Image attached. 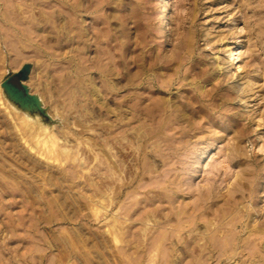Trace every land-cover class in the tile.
<instances>
[{
	"label": "rangeland",
	"instance_id": "374dc122",
	"mask_svg": "<svg viewBox=\"0 0 264 264\" xmlns=\"http://www.w3.org/2000/svg\"><path fill=\"white\" fill-rule=\"evenodd\" d=\"M167 2L0 0V264H264V0ZM80 65L112 70L114 113L70 100ZM170 99L190 118L165 121ZM7 100L83 166L31 152Z\"/></svg>",
	"mask_w": 264,
	"mask_h": 264
},
{
	"label": "bare ground",
	"instance_id": "6f19581e",
	"mask_svg": "<svg viewBox=\"0 0 264 264\" xmlns=\"http://www.w3.org/2000/svg\"><path fill=\"white\" fill-rule=\"evenodd\" d=\"M165 3V9H164V13H163V17H166L167 16V13H168V0H164ZM59 5H61L59 3ZM19 11V10H18ZM26 11V10H25ZM17 13V11H16ZM19 13V12H18ZM15 16V15H14ZM19 14L17 16H15L16 18H18ZM166 20V19H165ZM35 20H33L34 22ZM21 22V21H20ZM40 22V21H39ZM166 22V21H165ZM32 23V21H31ZM35 23V22H34ZM38 23V21H37ZM37 23L36 25L32 23V25H35L37 26ZM40 24V23H39ZM38 24V26H39ZM37 26V27H38ZM33 28V27H31ZM36 28V27H35ZM28 29V28H27ZM40 29V28H39ZM38 29V30H39ZM65 31L68 32L67 28L64 29ZM31 32V31H29ZM60 35V34H59ZM52 36V35H51ZM66 36V35H65ZM57 38V37H56ZM54 39V38H53ZM60 41V40H59ZM74 47V46H73ZM85 49V48H84ZM74 51V50H73ZM94 62V61H93ZM92 67L93 66H85V65H80L78 66L76 69L74 70H71V72H69L67 74V78L65 77V79L68 80V82H66L67 80H65V82L67 83L66 86L69 87L67 88L69 91H68V94H69V98L70 100L73 102V103H76V102H88L90 100H96L99 104H102V107L106 109V111H108V113L112 112L113 110L111 108H109L107 106V103H105L104 100V95H105V92H106V95L112 91H115V90H118L119 87H117L113 82H111V77L114 75L112 70L109 71V74L108 73H105V72H102V73H99V77L102 79V81L104 82V86H98L97 85V82L95 80V78H93L91 76L92 74ZM102 67V66H101ZM72 74V76H71ZM98 74V73H97ZM79 75V76H78ZM86 75H89L91 77H84ZM97 76V75H96ZM113 80V78H112ZM117 84V83H116ZM168 87H170V84L168 83L167 84ZM200 89L203 91L204 88L203 87H200ZM161 93V91H159ZM66 93V92H65ZM112 94V93H111ZM0 97L4 98V91L3 89H1L0 87ZM1 98V102L3 101ZM131 98V97H130ZM128 98V99H130ZM6 99V98H5ZM132 99V98H131ZM139 99V98H138ZM126 100V99H125ZM142 100V98H140L138 101L140 102ZM131 101V100H130ZM137 102V101H136ZM10 103H12L11 101L9 102L7 100V103L5 105H7V107L10 109L11 113H13L15 115V118L18 120H20V124L18 126V132H20V136H21V140L24 142V144L28 147V149L31 151V152H35V154H37L41 159L43 160H46L48 163H60V165L62 166V164H65V163H72L74 165H77L78 167H82L83 166V161L81 160V158L78 156V154H76V151L73 152L72 150H66L65 148L61 147L59 145V140L58 138L56 137V135L49 131L50 127L49 125L46 128L44 126H39L37 127L36 126V123L34 122V120L32 119V117L30 118L29 115L31 116V114H29L28 112H25L26 114H24V116H21L20 113H18L15 109L11 108L10 106ZM165 103V102H164ZM163 103V104H164ZM168 104V106L170 108L173 109L174 112H171L169 113L168 115H165L166 117H164L165 121H168V122H172V121H169V120H172L171 117H174V119H176V121H184L187 117L190 118L189 116V108H186V106L184 105H180L178 103H175V100L173 99H170V100H167L166 102ZM1 104H4L3 102ZM138 102L135 104L136 108L138 107ZM141 104V103H140ZM166 105V104H165ZM145 107V106H144ZM188 107H190V105H188ZM7 108V109H8ZM109 108V109H108ZM133 108L132 111V114L133 116H135V118H139L142 116V111H139L141 108ZM160 108V107H159ZM167 108V107H166ZM165 108V109H166ZM6 109V110H7ZM112 111H111V110ZM156 109V108H155ZM18 110V109H17ZM118 110V109H117ZM116 110V111H117ZM119 112L121 110H118ZM145 117L146 118H149L150 119H153L155 118L154 117V109L153 107L151 108L150 106H146L145 107ZM159 111V110H158ZM157 111V112H158ZM163 111V108L162 110ZM160 111V112H161ZM88 112V111H87ZM123 112V111H121ZM120 112V113H121ZM29 115H28V114ZM114 113V112H112ZM117 113V112H116ZM115 113V114H116ZM124 113V112H123ZM127 113V112H126ZM156 113V111H155ZM168 113V111H167ZM174 113H176V115H174ZM122 114V113H121ZM157 114V113H156ZM162 114V113H160ZM37 115V114H36ZM162 116V115H161ZM36 117V116H35ZM34 117V118H35ZM162 117V118H163ZM14 118V119H15ZM134 118V117H133ZM39 121V120H38ZM145 121V120H144ZM156 121V120H155ZM42 123V121H40ZM150 122H152L150 120ZM175 122V121H174ZM173 122V123H174ZM176 122V123H177ZM38 123V122H37ZM155 123V122H154ZM155 125V124H154ZM164 125V124H163ZM173 125V124H172ZM177 125V124H176ZM180 125V124H179ZM17 126V125H16ZM148 126V124H147ZM165 126V125H164ZM144 127V126H143ZM153 128H155L153 125H152ZM162 127V125H161ZM152 128V130H153ZM142 129V128H140ZM156 129V128H155ZM158 129V128H157ZM156 129V131H157ZM162 129V128H161ZM150 130V129H149ZM151 130V131H152ZM53 131V130H52ZM151 131H149V133H151ZM153 132V131H152ZM142 133V132H141ZM158 133V132H157ZM140 134V133H139ZM156 134V133H154ZM153 134V135H154ZM159 134V133H158ZM151 136V134H149ZM148 135V136H149ZM128 139V138H127ZM168 139V138H167ZM189 139V138H187ZM186 139V140H187ZM156 140V139H155ZM158 140V139H157ZM34 141V142H33ZM139 141H142V139H139ZM106 142V140H105ZM117 143V142H116ZM141 144V142H140ZM161 144V143H160ZM168 144V143H167ZM163 145V144H161ZM166 145V144H165ZM172 145V143H171ZM170 145V148L172 147ZM105 146V145H104ZM157 146V144H156ZM110 148V147H109ZM169 148V147H168ZM112 159V157H110ZM116 160V159H115ZM113 161V160H111ZM121 162V161H120ZM120 162H118V164L120 165ZM107 163V162H106ZM116 163V162H114ZM122 163V162H121ZM145 164V163H144ZM106 165V164H105ZM108 165V164H107ZM110 165V164H109ZM116 166V164H114ZM111 164V172L112 171H115V166ZM148 167V166H147ZM110 168V167H108ZM134 168V167H133ZM146 168V166H145ZM144 168V169H145ZM151 168V167H150ZM155 168V167H154ZM115 169V170H114ZM148 169V168H147ZM119 171V169H117ZM135 171V170H134ZM145 171V170H143ZM148 172V171H147ZM113 173H116V172H113ZM72 175V173H71ZM133 176V175H132ZM135 177V176H134ZM107 178V177H106ZM133 178V177H132ZM108 179V178H107ZM106 179V180H107ZM114 180V179H113ZM170 181V180H169ZM91 181H88L87 180V183H89ZM158 182V181H157ZM164 182V181H162ZM166 182V181H165ZM91 185V184H89ZM146 186V185H145ZM161 186V185H160ZM164 186V185H163ZM90 187V186H89ZM101 187V186H100ZM122 188V187H121ZM168 188V187H167ZM97 189V188H96ZM104 189V188H103ZM112 189V188H111ZM101 190V189H100ZM99 191V190H98ZM101 192V191H100ZM170 194V193H168ZM116 195V194H115ZM172 195V193H171ZM224 195V194H223ZM102 202H108L109 201V197H106L105 193L102 192L101 196L99 197ZM135 200V199H134ZM139 203V202H138ZM98 204V203H97ZM99 205V204H98ZM111 206V205H110ZM132 206L134 207L135 204L133 203ZM101 207V210H99ZM99 208L95 209V214H99L101 211H105L106 213L108 212V209H109V206L105 205V204H101ZM130 208V207H129ZM221 209V208H220ZM129 210V209H128ZM177 217H180L181 216V211L180 212H177L176 213ZM175 216V215H174ZM112 218V222H111V225L110 227H108L109 229L107 230V233H109L111 236V239L112 241L115 243V244H123V243H126V239L124 238V235L126 234V229H125V223L128 222V220H125L124 222L121 221V218H118V217H111ZM128 219V218H127ZM131 220V219H129ZM150 222H154L155 225L158 223L156 220H155V216L152 215V214H148L146 215V218H145V223H144V227L142 229V231L145 233H147V231L150 229L149 228V223ZM180 222V221H179ZM178 222V223H179ZM207 223V222H206ZM205 223V225H206ZM210 223V222H209ZM208 223V224H209ZM211 224V223H210ZM230 226V225H229ZM164 227V226H163ZM210 227V226H209ZM209 227L207 226V229H209ZM185 228V227H184ZM256 229V227H254L253 229H249L250 231H254ZM178 230V229H177ZM260 230V229H259ZM221 231V230H220ZM256 231V230H255ZM263 231V230H262ZM225 232V231H224ZM219 235V234H218ZM142 236V235H141ZM149 236V235H148ZM188 236V235H187ZM171 238V236H170ZM177 238V237H176ZM195 237L193 236V239ZM234 238V237H233ZM142 239V238H141ZM164 239V238H163ZM161 239L160 240V243H162L164 240ZM179 239V237L177 238ZM196 239V238H195ZM194 239V240H195ZM167 240H170V239H167ZM192 240V238H191ZM158 240L154 241L155 243L157 242ZM165 241H166V238H165ZM182 241V240H181ZM193 241V240H192ZM191 241V242H192ZM230 241V240H229ZM180 242V240H179ZM183 242V241H182ZM196 241H194L195 243ZM166 242H164L163 244H165ZM172 243V242H171ZM193 243V242H192ZM233 243V242H231ZM182 244V243H181ZM196 244V243H195ZM199 245V244H197ZM214 245V244H213ZM212 245V246H213ZM204 246V245H203ZM229 246V245H228ZM171 247H172V244H171ZM176 247V246H175ZM205 247V246H204ZM188 248V247H187ZM202 248V247H201ZM240 247L237 245V243L235 245H233V248L232 250L229 252V256H231V258H236L237 256L243 254V251H239ZM204 250V249H203ZM170 251V250H169ZM208 251V250H207ZM247 251V250H246ZM164 252V251H163ZM204 252V251H203ZM224 252V251H223ZM252 253V252H251ZM250 253V254H251ZM166 254V253H165ZM210 255V254H209ZM206 256V255H205ZM176 263V262H175ZM174 264V262L172 263ZM235 264H239L237 262H235Z\"/></svg>",
	"mask_w": 264,
	"mask_h": 264
}]
</instances>
